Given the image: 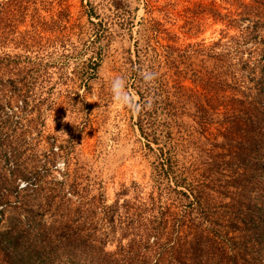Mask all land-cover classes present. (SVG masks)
I'll list each match as a JSON object with an SVG mask.
<instances>
[{
	"label": "trees",
	"instance_id": "trees-1",
	"mask_svg": "<svg viewBox=\"0 0 264 264\" xmlns=\"http://www.w3.org/2000/svg\"><path fill=\"white\" fill-rule=\"evenodd\" d=\"M238 6L237 15L226 18L237 32L209 44L181 46L173 36L162 42L164 28L150 22L147 37L160 48L153 56H161L164 81H155L153 56L139 40L128 56L138 96L135 124L153 154L147 198L107 202L101 190L89 194L85 186L78 194L79 183L65 177L55 180L50 194L41 193L37 176L15 194L2 183L0 216L10 210L0 227L6 264H243L247 248L262 254L264 0ZM26 19L29 26L18 29ZM90 22L94 36L80 50L70 48L87 53L80 66L87 89L102 57L98 38L108 34L101 20ZM59 26L60 15L46 19L37 0H0V46L21 49L12 56L23 60L22 68L39 66L42 57L32 60L27 52L41 54V32ZM56 39L64 46L63 37H50ZM11 93L26 103L31 88Z\"/></svg>",
	"mask_w": 264,
	"mask_h": 264
},
{
	"label": "rangeland",
	"instance_id": "rangeland-1",
	"mask_svg": "<svg viewBox=\"0 0 264 264\" xmlns=\"http://www.w3.org/2000/svg\"><path fill=\"white\" fill-rule=\"evenodd\" d=\"M239 2L251 0H37L39 13L46 19L60 15L64 27L41 32L45 41L41 54L35 49L27 52L32 60L42 57L39 66L22 68L23 60L12 56L21 49L0 46V56H5L0 59L1 189L10 188L15 194V188L26 181L35 183L37 176L41 193L50 194L55 180L65 177L67 182L79 183L78 194L86 188L89 194L101 190L107 202L118 197L146 199L153 154L135 124L138 96L131 85L128 56H133L136 40L152 56L160 49L155 38L147 37V26L153 21L164 28L158 38L162 42H167L166 36H173L171 40L181 46L225 40V34L237 32L226 18L237 15ZM215 10L220 14H214ZM90 20H101L108 34L98 38L102 57L87 89L80 71L87 53L70 48L80 50L94 36ZM28 22H19L18 29L29 26ZM50 37H63L64 46ZM160 60V55L153 56L156 82L164 81L165 66H159ZM26 85L31 88L26 103L20 96H10ZM214 130L207 134L211 136ZM14 199L10 195V203ZM9 213L5 209L0 216V227ZM259 250L247 248L243 264H264L258 256L264 258V244L262 254ZM0 264H6L1 256Z\"/></svg>",
	"mask_w": 264,
	"mask_h": 264
}]
</instances>
